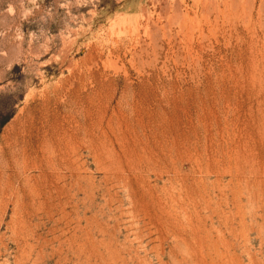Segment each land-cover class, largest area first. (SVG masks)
Here are the masks:
<instances>
[{
  "label": "rangeland",
  "instance_id": "obj_1",
  "mask_svg": "<svg viewBox=\"0 0 264 264\" xmlns=\"http://www.w3.org/2000/svg\"><path fill=\"white\" fill-rule=\"evenodd\" d=\"M0 264H264V0H0Z\"/></svg>",
  "mask_w": 264,
  "mask_h": 264
}]
</instances>
